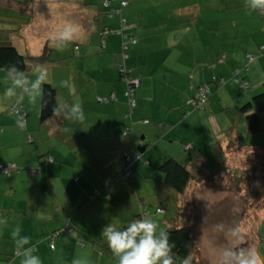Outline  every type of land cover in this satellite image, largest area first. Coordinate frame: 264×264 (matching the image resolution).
<instances>
[{
    "label": "crops",
    "instance_id": "crops-1",
    "mask_svg": "<svg viewBox=\"0 0 264 264\" xmlns=\"http://www.w3.org/2000/svg\"><path fill=\"white\" fill-rule=\"evenodd\" d=\"M12 1L0 0V18L17 21L20 30L11 40L18 39L20 52L37 55L46 45L50 48L45 62L31 64L25 72L46 68V83L55 88L57 103L81 104L85 120L55 112L42 121L41 97L34 102L22 94L0 100V163L22 169L19 174L0 172V216L7 221L0 225V258L19 264L10 239L19 226L21 235L37 245L43 264H116L108 247L87 237L106 244L102 227L136 216L142 204H153L158 190L179 203L183 194L172 193L158 167L166 157L182 158L183 149L187 167L189 161L203 160L186 147L198 142L189 134L202 118L196 111L207 104L217 108L214 102L220 97L231 96L233 102V96H240L244 102L248 97L238 88L240 80L253 93L264 90V13L250 12L245 0H109L107 10L103 0ZM21 12L28 15L27 24L17 17ZM121 17L135 38L126 50L115 34ZM66 23L78 26L83 39L54 46L50 37ZM243 32L242 51H227L225 38L238 40ZM120 61L133 68L134 78L140 77L133 108L124 96L127 82L119 74ZM212 76L224 83H211L205 107H193L199 84ZM3 77L8 87L10 81ZM61 81L73 85L75 93ZM112 93L113 100L104 101ZM15 106L26 110L23 122ZM215 115L207 116L214 134L224 130ZM124 153L132 159L127 176ZM150 178L157 181L156 188ZM70 223L84 244H78L75 234L56 233Z\"/></svg>",
    "mask_w": 264,
    "mask_h": 264
},
{
    "label": "rangeland",
    "instance_id": "rangeland-1",
    "mask_svg": "<svg viewBox=\"0 0 264 264\" xmlns=\"http://www.w3.org/2000/svg\"><path fill=\"white\" fill-rule=\"evenodd\" d=\"M14 1L16 4H27L24 0ZM177 1L180 3L179 0ZM160 9L164 10V8ZM12 13L15 16L13 11ZM17 17L22 19L25 16L19 13ZM16 22V20L11 22L10 19L0 18V28L14 26L16 28L18 25ZM243 34L244 32L238 40L226 37L225 42L230 43L229 46L226 45V50H233L237 53L242 51L245 39ZM226 36H228L227 33ZM17 41L18 39L15 38L12 40L16 47ZM18 50L22 52L21 48ZM240 65L243 67L245 62ZM241 70L244 71V68ZM242 72L241 75H243ZM7 74L6 70L0 68V83L2 84L0 100L2 102L10 99L6 98L3 92L7 88L5 84L7 80L3 75ZM260 79H264V74H260ZM240 83L238 88L242 96L246 94L248 97L244 98L246 99L244 102H241L240 96H233V102H231V96L227 99L220 97L214 102L215 106L217 103V108L211 109L207 104L206 107L204 106L205 109L196 111V113L201 112L202 118L196 119L198 121L194 127L196 132L194 133V129L189 131V134L192 133L190 137L194 136L198 142H196L197 146H194L193 142L189 143L190 147H186L191 151L188 152L195 154L196 157L197 155L202 157L203 160L200 163L189 161L188 169L191 171L192 178L183 195L180 196L179 205L187 206V210L193 213L194 254L198 264H221L222 260L227 258L224 255L226 251L234 253L237 257L241 253L244 255L252 253L260 258V264H264V147H262L264 145V112L260 114V128L254 133H250L244 115L237 112L238 107L263 90L253 93L252 90L242 88ZM212 113L216 114L217 120L222 119L224 123V126L221 125V129L224 127V130L219 133L214 130L216 135L212 132V121L207 118ZM231 122L234 123L235 135L227 136L226 131ZM235 137L242 141L240 145L236 143L237 139L235 143L233 142ZM184 146L185 144L182 145ZM183 150L184 155L178 161L185 164L187 163L185 159L189 156ZM200 168L206 172L204 176L198 173L197 170ZM213 173L215 174L212 175ZM150 180L153 184L150 186L156 188L157 181L152 178ZM165 191L158 190L153 200H150L153 204L146 202L149 206H153L150 207L151 216L159 222L162 228L164 218L172 216L177 207L176 196L173 195L175 198L172 199ZM174 192L173 190L172 193ZM155 205L163 206L161 213L155 211ZM236 227H239L242 232L243 240L232 235L231 229Z\"/></svg>",
    "mask_w": 264,
    "mask_h": 264
},
{
    "label": "clouds",
    "instance_id": "clouds-1",
    "mask_svg": "<svg viewBox=\"0 0 264 264\" xmlns=\"http://www.w3.org/2000/svg\"><path fill=\"white\" fill-rule=\"evenodd\" d=\"M245 6L250 12L264 11V0H245ZM54 46L64 47L74 40H82V33L78 26L71 23L64 24L50 37ZM35 76V79L32 77ZM47 69L36 66L31 73H26L14 65L8 69L7 79L9 86L4 91L6 98L18 95L26 96L30 101H36L43 95V83L46 82ZM62 87L75 93V87L68 81H61ZM57 114L61 112L65 118L82 122L85 120L83 107L79 103L61 102L54 109ZM7 221L0 216V225ZM22 229L17 226L10 232V239L14 244L15 255L19 264H43L38 254L37 245L27 235H21ZM233 236L243 240L239 227L231 229ZM116 264H193L191 254L177 261L174 253L175 244L170 240V233L160 226L159 222L151 215L141 214L130 216L122 224L106 223L101 230ZM226 259L221 264H260V258L252 253L237 257L234 253L226 251Z\"/></svg>",
    "mask_w": 264,
    "mask_h": 264
},
{
    "label": "trees",
    "instance_id": "trees-1",
    "mask_svg": "<svg viewBox=\"0 0 264 264\" xmlns=\"http://www.w3.org/2000/svg\"><path fill=\"white\" fill-rule=\"evenodd\" d=\"M102 5H103V3H102ZM108 7H109V5L107 7H105L103 5L104 10H107ZM23 15H26L25 12L23 13ZM26 16L22 19H20V18L19 19L21 21L22 20L27 21L29 19V17H28V15H26ZM122 18L123 17H121V19ZM26 21H24L23 23H25ZM125 21H126V19H125ZM126 25H128L127 21H126ZM119 27H120V25H119ZM19 30H20L19 28L18 29L15 28V30L9 29V28H0V68L6 70L7 72H8V69L13 65L16 68L25 72L30 67L31 64H40V63L45 62L48 59L47 58V51L50 48H48L47 45L44 47L42 53L37 54V55L21 53L18 50V48L16 47V45L11 40V35L18 32ZM126 33H128V32H126ZM128 48H129V43H128V46L126 49H128ZM74 51L78 52V49L75 48ZM119 63H118V65H119ZM129 68L131 69V73H130L131 77H134V76H132L133 68H131V67H129ZM119 74L121 75L122 79H124L120 72H119ZM137 78L140 79V77H137ZM219 79H222L221 83H219ZM213 82H215L217 84L218 83L222 84V83H224V80H223V78H219L217 76H212L210 78V80L203 81L201 84H199V86L202 84H207L210 88V84ZM240 86H241V84H240ZM127 87H128V84L126 86V89H127ZM42 88H43V95L41 97V104H40V118L42 121H44L56 112V111H54V109L57 108L58 103L56 100L55 88L51 84L45 82V83H43ZM135 88H136V86H135ZM135 88H134V97L136 100ZM242 88H244V87H242ZM126 89H125V91H126ZM245 89L250 90V86L248 85V87H246ZM125 91H124V93H125ZM209 95H210V93L208 94L207 99L209 98ZM126 99H127V97H126ZM107 100H113V98H111V96L105 97L104 101H107ZM127 102H128V99H127ZM128 104H129V102H128ZM129 106H130V104H129ZM130 108H133V107L130 106ZM237 112L240 115H244V119H245L246 125L248 126L250 133H254V132L258 131L260 128V114L264 112V90H263V92H260V93H257L255 95L251 96L248 101H246L240 107L237 108ZM233 131H235L234 123L231 122L230 126H228V130L226 131L227 136H229L231 134L235 135ZM233 142L235 143V140H233ZM236 143H238L240 145L242 143V141L238 138ZM262 147H264V145ZM126 156L129 158L128 161L126 160ZM124 159H125L127 165L125 164L126 166L124 167L123 175L127 176L129 174V172L131 171V167H130L129 163L132 161V159L130 158V156L127 153H124ZM126 167H129V172H127V173L125 172ZM17 168H18V170L16 172L15 171H9L8 173H15V174L21 173L22 169L20 167H17ZM158 169L163 174L162 175V182L164 184L168 185L173 190H175L178 194L182 195L184 193V190L187 188L191 178H192L191 171L188 169V167L185 164L180 163L177 159H175L173 157H166L159 164ZM197 171L200 175H202V176L205 175V171L202 170L201 168L198 169ZM8 173H4V174H8ZM214 174L215 173H213L212 175H214ZM176 204H177V207H176V210L174 211L173 215L170 217L164 218V220H163V226L164 227L163 228L167 229L169 231L170 240L172 242H174V244H175V248L173 251L176 254L177 261H180V259L183 258L184 256L191 254L193 256V264H198V260L194 254L195 240H194V233H193V227H192L193 218H194L193 213H190L192 211L187 210V206H185V205L181 206V205H179L178 202H176ZM150 207H153V206H148V205L142 204L140 206V210L136 216H140L141 214L151 215ZM154 209L156 212L158 211L159 213H161L162 212L161 209H163V207L154 206ZM73 225L74 224L70 223L67 226L60 229L61 231L56 230V233H58V234L62 233L61 235H73V234H75L78 244H80V245L84 244V242H85L84 240H86V239L78 236L79 230L77 229L76 226H73ZM68 230H70V231H68ZM87 239H88L87 241L94 243V244H98V245L104 247V249L107 248L106 244L102 243V241L100 239L92 238V236L87 237ZM50 244H51V242H50ZM49 247H50V245H49ZM53 248H54V245H53ZM53 248H51V249H53ZM6 261L7 260L0 258V264H7Z\"/></svg>",
    "mask_w": 264,
    "mask_h": 264
},
{
    "label": "built area",
    "instance_id": "built-area-1",
    "mask_svg": "<svg viewBox=\"0 0 264 264\" xmlns=\"http://www.w3.org/2000/svg\"><path fill=\"white\" fill-rule=\"evenodd\" d=\"M126 2H127L126 0H121V4H126ZM102 3L105 7H107L109 5V0H103ZM260 12L264 13V11H260ZM127 27H128V25H126L125 19L122 18L120 21V27L117 30H115V34L119 35L123 40L124 50L127 48L128 43H134V41H135L134 36L125 32V29ZM101 43H103V42H101ZM261 49H264V46H261ZM123 56L126 57V54H124ZM118 70L122 74L124 80L128 84V87H127L124 95L127 97L130 106L134 107V106H136V100L134 97V88H135V86L138 85V83L140 82V79L131 77V75H130L131 69L125 65L124 61H121L119 63ZM221 82H222V79H219V83H221ZM241 86L246 88V87H248V83L246 81H242ZM209 93H210V88L207 84L200 85L197 88V91L191 100L192 106L195 108L203 107L204 103L207 100V96ZM114 97H115V95L112 93L111 98H114ZM103 99H105V97ZM14 110L18 114H20V117H21L20 120L23 122V118L26 115V110H23L22 107H20V106H15ZM186 146L189 147L190 144H187ZM47 160H52V158L47 157ZM126 160L127 161L129 160V158L127 156H126ZM17 170H18V168L16 166H13L10 163H0V172H2V173H8L9 171H15L16 172ZM125 172L126 173L129 172V167L125 168ZM68 231H70V230H68ZM50 247L53 248L52 243L50 244Z\"/></svg>",
    "mask_w": 264,
    "mask_h": 264
}]
</instances>
